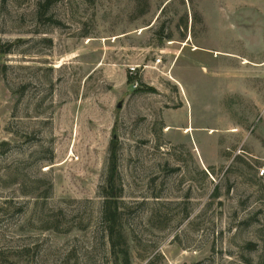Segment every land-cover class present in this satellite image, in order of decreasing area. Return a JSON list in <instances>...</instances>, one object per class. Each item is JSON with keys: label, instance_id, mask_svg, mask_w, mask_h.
<instances>
[{"label": "rangeland", "instance_id": "374dc122", "mask_svg": "<svg viewBox=\"0 0 264 264\" xmlns=\"http://www.w3.org/2000/svg\"><path fill=\"white\" fill-rule=\"evenodd\" d=\"M45 2L0 0V264H120L112 141L130 264H264L253 0Z\"/></svg>", "mask_w": 264, "mask_h": 264}, {"label": "trees", "instance_id": "16d2710c", "mask_svg": "<svg viewBox=\"0 0 264 264\" xmlns=\"http://www.w3.org/2000/svg\"><path fill=\"white\" fill-rule=\"evenodd\" d=\"M60 1L61 0H46L43 7L47 11L51 6ZM117 155L116 141H112L107 177L108 187L104 195L105 200L102 207V220L106 225L107 238L112 254L120 264H130L127 242L120 224L121 211L119 203L121 202L122 190L113 192L115 189V182L118 179Z\"/></svg>", "mask_w": 264, "mask_h": 264}, {"label": "crops", "instance_id": "0c3cea01", "mask_svg": "<svg viewBox=\"0 0 264 264\" xmlns=\"http://www.w3.org/2000/svg\"><path fill=\"white\" fill-rule=\"evenodd\" d=\"M253 7L260 18L264 19V0H253Z\"/></svg>", "mask_w": 264, "mask_h": 264}, {"label": "built area", "instance_id": "2783aa9c", "mask_svg": "<svg viewBox=\"0 0 264 264\" xmlns=\"http://www.w3.org/2000/svg\"><path fill=\"white\" fill-rule=\"evenodd\" d=\"M157 63L159 64L160 63V61H157ZM130 75H136V70H135V68H132L131 70H130Z\"/></svg>", "mask_w": 264, "mask_h": 264}, {"label": "water", "instance_id": "95a60500", "mask_svg": "<svg viewBox=\"0 0 264 264\" xmlns=\"http://www.w3.org/2000/svg\"><path fill=\"white\" fill-rule=\"evenodd\" d=\"M117 108H121V104H119L118 106H117ZM117 139V137H116V135H114L113 136V140H116Z\"/></svg>", "mask_w": 264, "mask_h": 264}, {"label": "bare ground", "instance_id": "6f19581e", "mask_svg": "<svg viewBox=\"0 0 264 264\" xmlns=\"http://www.w3.org/2000/svg\"><path fill=\"white\" fill-rule=\"evenodd\" d=\"M245 63H246V62H245ZM185 131H186V133H187V132H189V131H191V130H189V129H186Z\"/></svg>", "mask_w": 264, "mask_h": 264}]
</instances>
